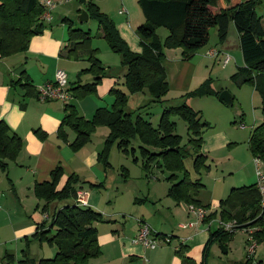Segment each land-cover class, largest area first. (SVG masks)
Wrapping results in <instances>:
<instances>
[{
    "label": "trees",
    "instance_id": "1",
    "mask_svg": "<svg viewBox=\"0 0 264 264\" xmlns=\"http://www.w3.org/2000/svg\"><path fill=\"white\" fill-rule=\"evenodd\" d=\"M219 2L220 0H137L144 21L136 27L141 46V52L136 53L130 50L121 37L112 18L100 11L92 0L87 3L85 0L88 18L97 22L101 37L109 49L120 56V65L124 68L121 85L126 91L112 87L109 91L113 96L111 108H97L90 119L80 115L73 103L64 105V115L56 131L57 137L68 142L69 148L75 152L90 141L91 133L97 125H104L108 128V134L103 149L97 155V160L104 167L110 166L107 155L113 144L118 150L132 153L134 160H137V150L146 176L154 175L155 171L169 173L165 177L170 183L167 196L176 204L201 205L195 197L203 184L198 178H191L183 162L187 157H192L195 170L200 171L206 167V155L201 152V146L203 129L208 123L202 120L200 112L184 100L179 105L164 107L154 126L149 117H144L141 113L133 117L124 109L129 94L146 90L151 101L159 102L168 92L163 66L165 49L181 48L183 58L189 59L207 44L211 28H216L218 40L224 41L229 22L232 21L238 33L243 60V66L237 67L233 77L239 84L253 86L260 97L263 116L262 121L249 134L248 148L252 157L260 159L264 164V27L261 16L256 12V6L261 1L227 0V7H220ZM44 11L45 7L39 0H0V57L28 49L32 36L39 33L37 27L43 28L40 16ZM160 27L168 31L164 39H160L156 33ZM66 43V56L69 58L77 59L81 51L87 53L89 66L82 72L92 74L90 82H77L70 87L73 97L81 98L96 92L105 74L98 49L91 48L90 32L67 25ZM22 87L27 94L33 91L36 95L29 81H25ZM209 88L208 79H205L196 89L182 96L219 95L220 92H213ZM174 115L181 117L186 123V142L182 143V137L176 133V124L171 119ZM68 129L74 132L71 141H68ZM34 133L40 139L47 136L39 129L34 130ZM133 139L139 141L136 148L130 147ZM21 147V138L11 131L5 121L0 120V172L5 171L7 161L15 160ZM62 174V168L56 166L50 171L49 180L35 183L33 187L36 198L44 202L42 211L47 210L48 204L52 202L63 203V206L52 211L47 219L38 224L33 235L40 243L47 242L49 246H54L56 252L52 257L41 258L36 262L24 254V258L17 261V264H90L91 259L100 255L94 223L103 220L102 214L89 205L79 206L75 202L79 190L77 174H70L58 189ZM89 186L99 184L89 183ZM218 209L220 221L233 219L239 224V229L256 228L253 236L257 242L262 240L264 208L260 207V196L255 183L232 188L226 198L219 201ZM214 215L216 211L206 214L202 222H208ZM46 223L48 226H45ZM232 235L233 233L224 232L218 227L211 238L218 237L226 246L225 241ZM183 249L184 246L179 244L176 253L183 256ZM5 258L7 263L13 261L12 257ZM183 258L188 264H196L188 257ZM249 261L252 259L246 258L235 264H248Z\"/></svg>",
    "mask_w": 264,
    "mask_h": 264
},
{
    "label": "crops",
    "instance_id": "2",
    "mask_svg": "<svg viewBox=\"0 0 264 264\" xmlns=\"http://www.w3.org/2000/svg\"><path fill=\"white\" fill-rule=\"evenodd\" d=\"M225 2L227 3L225 7H227V0ZM117 3L116 12L113 14L107 12V14L114 21L119 34L126 41L130 50L139 53L141 52V46L136 27L144 21V17L138 7L137 0H118ZM61 6L53 3L51 7V13L54 11L53 16L50 14L48 21L41 20L43 21V28L38 34L32 36L25 52L0 57V120L5 121L11 131L15 132L22 140L21 150L15 160L7 161L8 165L5 171L0 172V264H17V261L24 258V254L36 262L41 258L52 257L56 252V250L53 251V247L48 245H46L45 250V243H40L33 236L37 231L38 224L44 221L42 214L46 213L49 216L52 211L63 206V203L59 204L55 201L48 204L47 210L42 211L44 202L36 198L33 192L35 183L49 180L50 171L56 166H60L63 171L57 185L58 189L63 186L70 174L75 173L79 177L77 188L84 190L87 194V205L99 212L102 211L101 214L104 212L102 215V217L104 216L103 220L94 223L97 229L100 255L91 259L90 264H188L184 261L183 256L190 258L196 264H225L213 254L206 255L204 252V247L209 240V233H214L218 229V222L214 230H211L209 224L205 225L206 221L198 222L192 228H181L179 226L180 222L188 220L191 215L188 214L184 204H175L167 196L170 186V183L165 180L167 175H144L147 183L145 184L143 181L137 183L141 186L140 195L133 193L142 202L138 203L131 194L132 212L121 207V205H117L116 208L111 210L107 206L101 208L100 201L104 197L100 195V191H87L84 188L85 184L89 183L100 185L98 181H100L101 175L81 174L84 166L88 169V166L96 161L97 152L92 151L89 155L82 156L80 151H72L68 146V142L59 139L56 135L61 118L64 115V104L56 100L40 101L33 91L27 94V91L22 87L25 81H29L31 87L36 91L37 86L54 81V74L57 69L65 71L69 89L77 82L87 83L92 80L90 72H82L83 69L89 66L86 52L81 51L79 53L76 59L78 62L70 61L69 57L66 56L67 25L64 21L68 19L66 16L68 10L67 8L63 9ZM220 7L224 6L220 5ZM55 10L60 11L56 12ZM230 26H234L232 21L229 22L226 39L222 42L218 40L222 45L218 56H223V52L228 53L225 44H227L230 36ZM156 33L160 39H164L168 31L167 29L164 31L163 27H160L156 30ZM99 34L101 36V32ZM236 37L240 49L237 31ZM91 48H97L99 51V47L91 46ZM199 50L191 58L184 59L181 48L165 49L163 66L166 72L168 92L159 101L163 107H166V104L172 106L167 101L171 90L176 91V94L173 95L176 98L173 100L177 103L174 105H179L184 100L188 101L187 97L182 96L183 94L196 89L206 79L207 72L203 75L201 69L204 62L203 58L206 55L198 54ZM218 56L212 58L206 56V58L211 59V66L215 62L221 61L222 57L218 58ZM240 59L242 60V57ZM82 60L84 62L86 60L88 66L80 70L78 64ZM236 60L238 61V59ZM237 61L234 62L235 65H238ZM226 65L223 66L221 61L222 68ZM116 68V71H110V68L106 69L104 67L103 73L105 76L102 77L96 92L89 95H96L100 97L99 99H105L110 95L109 91L112 87L121 85L124 68L120 63ZM75 99L77 98L72 95L68 103L76 102ZM143 100L147 101L146 105H148L151 97L144 96ZM141 106L144 105H139L136 108L139 109ZM90 113L86 112L82 116L90 119L93 113L90 117L86 116ZM79 114L81 115L80 112ZM36 129L46 133V138L40 139L34 133ZM104 131V135H107L108 128ZM67 134L68 141H71L74 137L73 132L67 131ZM222 137L216 136L215 139ZM203 142L202 151L206 153L205 149L208 147V142H205V139ZM205 155L208 156L207 153ZM138 177L144 178L143 175ZM242 178L244 181L240 186L255 183L253 171L248 170V173L242 175ZM201 182L203 189L198 192L199 194L195 198L201 206H206L207 215L218 209L219 201L226 198L232 188L240 187L230 184L229 188L224 181L220 183L218 180L212 181L209 185L203 180ZM127 213H132L130 215H134V217L125 219ZM144 221L150 225L155 233L168 235L170 241L158 245L154 249L145 248L141 244L131 242V239L136 236L139 230L140 222L143 223ZM45 226H48V223ZM218 243L223 245L219 239ZM179 244L185 248L182 250L183 256L176 253ZM225 244L227 247V241H225ZM227 250L228 248H226ZM5 256L12 257L13 261L7 263L6 258H3ZM258 262L264 264L261 259L256 260L257 264ZM228 263L231 264V260Z\"/></svg>",
    "mask_w": 264,
    "mask_h": 264
},
{
    "label": "rangeland",
    "instance_id": "3",
    "mask_svg": "<svg viewBox=\"0 0 264 264\" xmlns=\"http://www.w3.org/2000/svg\"><path fill=\"white\" fill-rule=\"evenodd\" d=\"M52 1L54 5L59 4V6L62 5L61 7H63V9L67 8L68 11L66 16L68 19L64 21L66 25H70L72 22L73 28H79L84 31L88 30L90 32L92 41L91 46L99 47L98 57L103 63V66L106 69L110 68V71H116V67L119 66L120 63V56L117 53L112 52V50L109 49L106 41L100 36V30L98 29L97 22L93 18H88V20L84 22L78 20V15L80 14L81 10L85 9V1ZM88 1L89 0H86V3ZM117 1L118 0H92V2L97 5L100 11L112 14L117 10ZM260 1L261 2L256 6V12L261 16L264 27V2L263 0ZM226 4L227 3L225 0H220L219 2V6L221 5L225 7ZM59 11L57 10L56 12ZM49 14L53 16L54 11L51 13L50 9ZM230 27V36L228 38L227 44H225L227 45V54L231 59L230 62L226 65V67L222 68V56L219 55L218 58H221V61H217V63L215 62L211 66V59L206 58L205 56V58H203L204 62L201 69L203 75L207 72L206 79H208L209 82V89H211L213 92L227 91L231 95L232 101L230 104H225L219 101L218 96H215L214 94L187 97V103L194 110L199 111L202 116V120L208 123V126L203 129V140L205 139V142H208V147L205 149V152L207 151L206 153L208 156L206 155V167L200 169V171L195 170L192 166V157H187L183 161L185 169L189 172L193 180L198 178L200 182L203 180L208 185L212 183V181L215 182L218 180L220 183L224 181L225 185L229 186V188L230 184H235V186H240L243 184L244 179L242 178V175H246L248 170L250 172L253 171L255 174L254 161L249 151L247 141L253 126L258 125L263 119L260 109V97L258 93L250 84H239L238 80H235L233 77V74L235 71H237V67L243 66V60L240 59L241 56L240 49L238 48L236 30L234 26ZM163 30L165 31L164 28ZM221 47L222 45L218 42L216 36V28H211L209 40L206 46L199 50L198 54H205V51L209 48H215L219 53ZM225 54V52L222 53V55ZM236 59H238V61ZM69 60L78 62V60L73 57L69 58ZM236 61L238 62V65H235L234 62ZM85 66H88L86 60L85 62L83 60L79 61L78 68L80 70L85 68ZM115 87L126 91L122 85H115ZM174 94H176V91L171 90L170 96H168L167 99V101L170 102V105L177 103V101L173 100L176 98H174ZM144 96L149 97L146 90L135 95H128L127 106L124 110L125 112H130L133 117L136 114L141 113L142 116L149 117L152 125L156 126L159 115L164 107L162 103L155 101H150L148 102V105H146L147 101L143 100ZM99 98L100 97L96 95H86L81 99H75L76 102L73 101V104L76 106L81 115L86 112H91L89 115H86L90 117L92 113L94 114L97 107L111 108L113 102V96L111 94L105 99ZM139 105L144 106H141L139 109H137L136 107ZM165 106L169 105L166 104ZM171 119L176 124V133L182 137V143L186 142L188 135L185 121L177 115L172 116ZM105 127L106 126L104 125H97L91 133L92 140L78 150L82 156H87L92 151L97 152L96 161L91 164V166L89 165L88 169H86L84 166L81 174L96 176L101 175L100 181H98L100 183L99 186H89V184H85L84 188L87 191H100V195H103L104 197L100 201L101 208L107 206L108 209L111 210L116 208L117 205H121V207H124L129 212H132L131 210L133 207L130 205L131 194L138 203L142 202V200L140 198H136V195H133V193L140 195L141 186L137 183L143 181L146 184L147 180H145L146 177L144 175H147V173L142 168V160L137 150H135V157L137 160H134L132 153H125L121 150H118L115 144L110 147L107 155L110 166L104 167L103 163L97 160V155L103 149L107 137V135H104V129L107 128ZM67 131L73 132L70 129ZM216 136L223 137L215 139ZM138 145L139 141L137 139H133L130 147L136 148ZM202 150L203 149L201 146V152H203ZM261 168L264 169V165L262 163ZM168 174L169 173L166 171L154 172V175L166 176ZM139 175H143L144 178H139ZM202 189L203 188L199 189L198 192H200ZM61 203L62 201L59 202V204ZM100 212L102 213V211ZM127 214L128 215H125V219L134 217V215H130L132 213ZM190 220L191 217L186 221L180 222L179 226L183 228V226L186 225ZM217 222L219 224V209L216 210V215L212 216V218L207 223H205V225L207 226L209 224L211 226V230H214L216 229L215 227ZM141 224L148 223L144 221L143 223L140 222V225ZM241 229H236L233 235L227 240V247H224L228 248V250L225 253L222 251L221 245L218 243V238L214 236L212 237V241H210L208 246L204 249L205 254H213L216 258L220 259L219 261L222 263L225 262V264H229V260H231V264L245 261L247 231L246 228ZM212 233L213 232L209 233L210 236L208 239L211 238ZM155 234L160 238L158 239L159 246L166 243L163 240L165 237H168L170 241V237L168 235H162L160 233ZM44 243V249L46 250V245H48V243ZM51 247H53V251L56 250L54 246ZM3 258L5 259V257ZM259 259L264 261V236L260 242H257V247L255 249L252 261H249L248 264H257L256 260Z\"/></svg>",
    "mask_w": 264,
    "mask_h": 264
},
{
    "label": "built area",
    "instance_id": "4",
    "mask_svg": "<svg viewBox=\"0 0 264 264\" xmlns=\"http://www.w3.org/2000/svg\"><path fill=\"white\" fill-rule=\"evenodd\" d=\"M41 4L45 7V11L40 16L41 20L48 21L50 19L49 10L53 6L52 0H40ZM218 51L215 48H211L206 51L205 55L212 58L218 56ZM230 60V56L226 53L222 56V65L225 66ZM72 95L68 88V82L66 73L62 69H57L54 74V81L47 82L37 86L36 98L40 101L56 100L60 101L64 105L68 103ZM255 166V185L260 196V207L264 208V169L261 168L262 161L258 158H253ZM86 192L82 189L77 190L75 202L79 206L87 205ZM186 209L191 220L183 226V228L194 227L198 222H201L207 214L205 207L201 205L188 204ZM43 219H47L46 213L42 214ZM239 224L235 220L220 221L219 227L227 233H234ZM256 228H247V240H246V258L252 259L257 247V241L253 234ZM158 239H160L151 229L148 224H141L139 230L131 239V242L141 244L145 248L154 249L159 245ZM164 242H169V238H163Z\"/></svg>",
    "mask_w": 264,
    "mask_h": 264
},
{
    "label": "water",
    "instance_id": "5",
    "mask_svg": "<svg viewBox=\"0 0 264 264\" xmlns=\"http://www.w3.org/2000/svg\"><path fill=\"white\" fill-rule=\"evenodd\" d=\"M81 2H84L85 0H80ZM78 20L81 22L87 21L88 20V13L85 9L81 10L80 14L78 15ZM37 30L40 32L41 29L39 26L37 27ZM218 100L225 103V104H230L232 99L231 95L227 91H221L218 95ZM221 249L225 253L226 248L221 244Z\"/></svg>",
    "mask_w": 264,
    "mask_h": 264
}]
</instances>
